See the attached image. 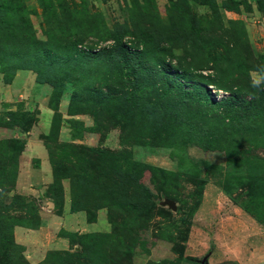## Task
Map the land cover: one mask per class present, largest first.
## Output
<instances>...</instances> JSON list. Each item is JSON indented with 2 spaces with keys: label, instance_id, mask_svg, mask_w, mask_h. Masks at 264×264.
Masks as SVG:
<instances>
[{
  "label": "rangeland",
  "instance_id": "obj_1",
  "mask_svg": "<svg viewBox=\"0 0 264 264\" xmlns=\"http://www.w3.org/2000/svg\"><path fill=\"white\" fill-rule=\"evenodd\" d=\"M64 1L74 12L66 11ZM20 4L24 11L19 7L14 10L11 0H0V82L4 84L11 82L5 78L12 70L14 74L30 73L34 80L36 77L28 68L29 56L23 52L26 46L31 51L32 44H25L24 39L16 41L9 36L11 31L17 26L23 32L32 30L35 39L42 41L63 20L64 28L84 27L85 15H91V28L82 33L97 34L104 28L120 35L126 30L144 32L140 38L119 39L132 51L142 48L146 49L144 54L148 50L153 54L156 46L166 45L180 55L183 47L190 45V57L184 60L191 75L197 63L222 66L218 73L203 68L195 74L216 73L226 78L248 66L245 72L251 79L264 68V0H21ZM196 29L199 33L191 37ZM92 37L97 36H91L93 44L84 41L76 49L88 46L90 52H96L113 43ZM161 40L166 43H158ZM60 55L61 59L66 57ZM104 65L105 58L99 59L95 68L92 63L71 65L69 73H57L54 85L35 81L43 86L35 98L24 96L27 92L20 88L15 91L19 97L13 98L12 88L0 87V174L13 176L16 160L18 167L19 155L15 157L11 140L25 143L30 136L44 146L50 173L51 161L57 168L54 178L51 173L48 184L31 195L17 192L14 185L9 186L11 178L2 176L0 217L23 224L11 229L19 246L12 254L18 263L12 264H200L202 258L206 264H264V200L256 210L259 222L246 210L257 192H250L251 182L243 176L240 162H230L220 150L194 144L165 146L135 133L123 137L119 126L112 124L119 96L107 97L109 91L100 102L98 97L107 88L94 90L98 75L107 73ZM88 69L89 76L85 74ZM109 72L118 77L125 70L117 67ZM74 73L76 82L71 80ZM198 79L182 82L193 84ZM207 87L215 100L228 94L212 85ZM41 106L48 109L47 114ZM251 143L246 142L245 148H251ZM251 150L256 155L253 162H264L261 145ZM64 171L74 175V211L69 209L70 179L62 177ZM64 186L66 209L71 215L66 224L56 218L46 230L36 233V239L63 237L67 247H49L50 240L43 253L30 256L15 238L14 229L37 228L41 206L49 205L52 214L62 215ZM106 187L114 200L109 199ZM144 196L151 199L153 208L147 210ZM167 200L173 202L175 210L168 207ZM92 222L95 228H89ZM76 228H83L82 232ZM34 241L29 239L32 246Z\"/></svg>",
  "mask_w": 264,
  "mask_h": 264
},
{
  "label": "trees",
  "instance_id": "obj_2",
  "mask_svg": "<svg viewBox=\"0 0 264 264\" xmlns=\"http://www.w3.org/2000/svg\"><path fill=\"white\" fill-rule=\"evenodd\" d=\"M11 2L14 3L12 7L14 10L19 7L24 11L23 4L22 6L20 4L21 0H11ZM62 3L66 4L65 9L68 13L74 12L72 5H67L65 1ZM90 17L91 15L82 16L85 26L77 28L74 25L64 28L63 20V23L59 24L58 27L50 29L45 34L46 39L42 41L35 39L32 30L23 32L17 26L13 32L11 31L9 36L16 41L24 39L25 44L28 42L32 44L31 51L27 50L26 46V50L24 49L23 52L25 56H29L30 67L28 68L34 71L35 81L54 85L59 71L69 73L67 68L71 65L84 67L89 66V63H92L95 68L99 65V59L105 58L104 67L108 66V69L105 68L107 73L98 75L99 81L94 90L107 88V92H103L98 97L100 102L101 98L105 96L104 94L109 91L108 94L110 95H106L107 97L117 98L119 96V103L114 106L116 111L113 113L115 119L112 124L119 126L124 132L123 137L138 134L137 136H141V138H150L165 146L182 147L183 144H194L206 150H220L230 162H240L243 176L251 182L249 184L250 192L252 189L257 192V197L248 205L246 210L257 221L262 222L256 217V210L260 208V203L264 200V162H253L252 159L253 157L256 158V155L251 152V149L258 145L264 148V90H257L251 86V79L245 72V68L248 66H243L242 71L226 78L216 75L222 64L208 67L197 63L192 68L194 73L191 75L189 74V67H187L188 63L184 60L190 57V51L187 50L190 45L183 47V53L180 55L173 53L171 48L166 45L156 46V53L153 54H150V50L144 54L146 49L143 51L142 48L132 51L121 44L119 39L121 40V37L124 36L140 38V36H144V32H135L136 34H134L126 30L124 34L120 35L121 33L115 34V32L104 28L99 30L97 34L89 31L82 33L81 31L91 28ZM199 31L200 29H196V33H193L191 37L196 36ZM146 33L149 34L151 31L146 30ZM157 33L160 34L161 32L157 31ZM91 36H97V40H109L113 43L96 52H90L88 46H84L82 51L76 49V46L84 41L87 45L93 44ZM161 42L165 41H158V43ZM16 49L21 50L15 47ZM192 49L191 46L190 50ZM60 53L66 57L61 59ZM117 67L119 70L122 68L125 70V73L118 77L109 72ZM203 68L217 72L215 74L201 75L199 72L195 74L198 69L202 70ZM85 74L90 75L89 69ZM13 76L14 70L9 77L5 78L6 82L11 81ZM196 77L200 79L193 84L182 82L184 79L194 80ZM77 79L78 77L74 73L71 80L76 82ZM100 82L104 85H101ZM207 85H212L216 90L226 91L228 94L215 100L209 96L210 88ZM248 141L252 142L251 148L249 145L245 148ZM23 144L24 142L19 139L11 140V147L15 149L16 158L20 154ZM51 166L52 178H54L57 168L53 161H51ZM66 172L62 173V177L70 179L71 204L69 209L74 211L77 209L74 206L75 201H73V187L76 183L72 182L74 175H67ZM16 173L17 160L14 162V175L0 174V184L4 177H8L11 178L9 186H13ZM2 176L4 177L2 178ZM73 178L78 179L77 177ZM77 182L78 185L81 184L79 181ZM116 183H118L117 180L113 186ZM58 185L62 194L59 181ZM107 187L106 194L109 199L114 200L111 190ZM107 195H105L106 198ZM143 198L147 210L153 208L151 199L147 196ZM115 203L119 204V201ZM15 224L19 223L7 222L6 218L0 217V264H12V261L18 263L15 258H12V254L17 252L19 247L11 234L12 226ZM21 224L22 222L19 225Z\"/></svg>",
  "mask_w": 264,
  "mask_h": 264
},
{
  "label": "crops",
  "instance_id": "obj_3",
  "mask_svg": "<svg viewBox=\"0 0 264 264\" xmlns=\"http://www.w3.org/2000/svg\"><path fill=\"white\" fill-rule=\"evenodd\" d=\"M28 74L24 71H18L14 74L9 85L0 82V87L5 85L8 89L12 88L14 91L13 98L19 97L18 95L20 93H15V91L19 90V88L23 93L27 92L24 96L28 95L26 97L35 98L37 93L43 92V86L35 82L34 77L30 73ZM41 110H43L44 114L48 113V109L43 106H41ZM50 180V166L47 160L45 148L38 138L36 139L35 137L30 136L25 140L24 146L18 157V167L14 184L15 190L22 194H35L38 190L43 189L45 187L44 185H47ZM63 188L65 203L62 215L55 216L52 214L51 209L48 207L49 205L41 206V209L39 210L40 225L37 228L28 231H25L27 229L22 227H15L14 229L15 238L19 243L23 244L25 252L30 256H37V253H39V255L43 253L50 240L51 245L49 247L58 249H64L67 247V240L63 237H50L48 241L44 239L43 236L36 239V233L43 231L45 227H47L49 223L54 222L56 218H58L60 222H64V224H66L65 222L67 221V217L71 215L66 209L67 188L65 186ZM72 215L75 216V213H72ZM95 225V222H92L88 226L89 228H95ZM82 229L76 228L75 231L82 232ZM30 238L31 240H35V246H32L29 242ZM35 247L37 249H35ZM32 249H35L36 251L33 252L31 251ZM249 258V256L245 257L247 260H249ZM245 259L243 262H245Z\"/></svg>",
  "mask_w": 264,
  "mask_h": 264
},
{
  "label": "clouds",
  "instance_id": "obj_4",
  "mask_svg": "<svg viewBox=\"0 0 264 264\" xmlns=\"http://www.w3.org/2000/svg\"><path fill=\"white\" fill-rule=\"evenodd\" d=\"M251 86L257 90H264V68L251 75Z\"/></svg>",
  "mask_w": 264,
  "mask_h": 264
},
{
  "label": "water",
  "instance_id": "obj_5",
  "mask_svg": "<svg viewBox=\"0 0 264 264\" xmlns=\"http://www.w3.org/2000/svg\"><path fill=\"white\" fill-rule=\"evenodd\" d=\"M166 204L168 205V207H169L171 210H175V206H174L173 202L167 200V201H166ZM204 261H205L204 258H202V260L200 261V264H206Z\"/></svg>",
  "mask_w": 264,
  "mask_h": 264
}]
</instances>
